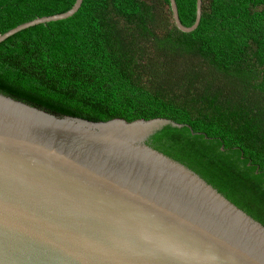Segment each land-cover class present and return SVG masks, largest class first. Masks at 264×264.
<instances>
[{"label": "water", "instance_id": "obj_1", "mask_svg": "<svg viewBox=\"0 0 264 264\" xmlns=\"http://www.w3.org/2000/svg\"><path fill=\"white\" fill-rule=\"evenodd\" d=\"M36 18L0 35L68 19ZM177 29L190 33L201 19ZM169 119L93 122L0 94V264H264V198L146 141Z\"/></svg>", "mask_w": 264, "mask_h": 264}, {"label": "trees", "instance_id": "obj_2", "mask_svg": "<svg viewBox=\"0 0 264 264\" xmlns=\"http://www.w3.org/2000/svg\"><path fill=\"white\" fill-rule=\"evenodd\" d=\"M76 0H0V35ZM194 24L196 0H175ZM0 94L93 122L169 119L147 145L216 166L264 198V0H83L0 43Z\"/></svg>", "mask_w": 264, "mask_h": 264}]
</instances>
